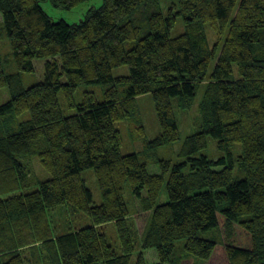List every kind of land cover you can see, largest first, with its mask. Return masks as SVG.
<instances>
[{
	"label": "trees",
	"instance_id": "16d2710c",
	"mask_svg": "<svg viewBox=\"0 0 264 264\" xmlns=\"http://www.w3.org/2000/svg\"><path fill=\"white\" fill-rule=\"evenodd\" d=\"M86 1L0 0V40L18 71L5 74L0 56L8 92L0 117L29 115L0 131V264H25L18 249L34 242L52 264H130L126 186L152 209L142 246L155 252L153 264H264V0H175L166 11L159 0H102L73 25L41 7ZM177 18L183 32L172 38ZM207 27L218 36L212 50ZM35 61L44 62L45 79L24 88L19 76L33 73ZM121 67L128 75L113 76ZM94 85L106 87L102 101H72ZM200 87V129L185 139L179 162L159 160L151 173L138 154L121 153L116 124L134 115L138 96L151 95L159 127L148 148L165 147L180 139L172 102H192ZM59 95L74 114L63 113ZM209 137L224 154L217 160L201 154ZM32 158L48 179L31 176ZM87 170L99 205L81 178ZM60 208L90 224L54 234L50 212ZM109 223L120 253L99 230ZM209 232L216 238H203ZM135 264L147 262L139 254Z\"/></svg>",
	"mask_w": 264,
	"mask_h": 264
},
{
	"label": "rangeland",
	"instance_id": "374dc122",
	"mask_svg": "<svg viewBox=\"0 0 264 264\" xmlns=\"http://www.w3.org/2000/svg\"><path fill=\"white\" fill-rule=\"evenodd\" d=\"M175 0H159L161 6L166 11L169 6L174 3ZM102 0H88L79 6L71 10H61L53 8L50 3H41V7L44 12L55 22L59 20L65 21L69 25L78 24L83 20L86 12L91 8H98L101 6ZM206 38L208 42V49L212 50L214 44L218 43V36L214 31L207 27ZM183 32L182 23L179 18H177L176 25L171 32V37L175 38ZM212 52V51H211ZM209 52V54L211 53ZM0 56L2 60L3 71L7 75L16 74L18 71L13 63L10 54V48L7 41L0 40ZM212 66V62H211ZM210 66V67H211ZM35 70L31 74H22L19 76L20 81L24 88H29L34 85L42 83L45 79V69L43 61L34 62ZM212 70V67L210 71ZM209 71V72H210ZM128 75V70L126 67H121L113 72V76H125ZM105 86L94 85V86H82L77 89L72 97L74 103L82 101L84 95L92 96L97 101H102ZM203 93V87H200L197 92V97L192 102L176 101L172 102L173 110L176 116V121L178 124L180 139L178 142L170 144L168 146H161L158 148H148V144L153 142L159 135V127L154 111V105L152 102L151 95H141L138 96L133 104L135 108L134 115L118 124H116V129L120 132L122 139L121 153L123 155L127 154H138L139 158L143 160L147 165L149 172L158 173V162L159 160H169L172 164L179 162L178 153L185 141V139L195 134L200 129L201 121L198 114V104L200 102ZM8 100V92L6 89H0V105L4 104ZM66 99L62 95H59V104L62 108L63 113L67 115H72L75 110L67 109L65 104ZM122 101V100H121ZM28 113L7 114L0 117V131L8 132L17 126L21 121L28 120ZM234 159L240 155L239 145H234L232 149ZM208 157L210 160H217L223 153L219 152L216 147V142L210 137L207 139L206 149L201 153ZM31 162V176L36 175L42 180L49 178V174L40 166L36 158H32ZM235 164H237L235 162ZM237 167L235 168V172ZM34 178V177H32ZM81 178L85 182V185L93 195V200L95 205L101 203L97 184L95 181L94 174L91 170H87L81 173ZM18 194V193H16ZM166 192L164 188L161 192V197L159 203H164L166 201ZM124 200L128 208L127 226L131 236L133 253L131 254L130 264H135L138 255H142L147 264H153L157 262L156 254L153 250L144 249L142 246L143 236L146 232L147 226L149 224L152 209L146 208L132 196L128 186L124 190ZM50 226L54 234L76 230L82 226L90 224V220L83 213H75L67 211L66 208H60L54 212H50ZM101 230L105 234V238L108 243L113 247L114 251L117 253L122 252V247L120 244L117 228L113 223L100 226ZM23 237V234L20 236ZM205 239H215L213 232H209L203 235ZM178 252L181 250V243L176 245ZM23 254V260L25 264H52L47 253L41 248L40 242L31 243L25 247L18 249ZM183 264H206L202 261H192L187 260Z\"/></svg>",
	"mask_w": 264,
	"mask_h": 264
}]
</instances>
